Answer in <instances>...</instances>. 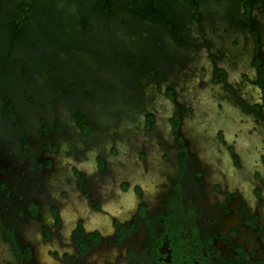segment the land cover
<instances>
[{
  "label": "flooded vegetation",
  "instance_id": "flooded-vegetation-1",
  "mask_svg": "<svg viewBox=\"0 0 264 264\" xmlns=\"http://www.w3.org/2000/svg\"><path fill=\"white\" fill-rule=\"evenodd\" d=\"M18 1L30 3L0 0V16ZM219 1L193 0L173 27L136 26L129 58L50 55L45 73L39 58L15 50L4 66L0 54V264H264V52L251 16L264 0L203 8ZM206 21L214 38L236 28L253 39L236 88ZM199 52L194 91H215L211 108L170 81L184 82ZM119 91L132 99L124 133Z\"/></svg>",
  "mask_w": 264,
  "mask_h": 264
},
{
  "label": "trees",
  "instance_id": "trees-1",
  "mask_svg": "<svg viewBox=\"0 0 264 264\" xmlns=\"http://www.w3.org/2000/svg\"><path fill=\"white\" fill-rule=\"evenodd\" d=\"M29 1L30 3L18 1L14 8L8 10V16H0V31L3 32L0 38V54H5V61L3 58L0 61L4 62V66L14 57L15 50L23 59L41 60L47 54L37 53L38 46L43 44L52 46L58 59H63L67 54L70 63L78 62V53L81 54L80 58L87 56L79 61L83 64L91 59L105 60L112 59L113 56L129 58L133 55H127L123 50L126 46L122 42L121 45L116 42L120 37L114 38V27H118L119 30L125 27L127 33L122 31L124 34L121 40L127 39L128 48L130 45L138 48L142 38L138 35V30H135L136 26L146 29L149 27L154 29L160 25L173 27L177 23L175 18L178 19L180 15L177 11L187 8L185 6L187 4L194 5L193 0H75L73 7L67 8V13L65 12L67 22L62 23L61 15L65 9L57 6V0ZM70 1L72 0H67ZM221 2L211 4L212 11L238 9V0H228L224 4ZM250 2L251 0L241 2L246 12L251 7ZM204 7L208 9L207 2ZM259 8H264V2ZM132 13L134 15L130 17ZM104 25H109L110 28L102 30ZM62 26L67 27V32ZM130 29L133 30L131 33ZM92 33L103 38H94ZM154 40L157 41L156 38ZM82 41L84 43H81ZM53 54L51 55L54 57Z\"/></svg>",
  "mask_w": 264,
  "mask_h": 264
},
{
  "label": "rangeland",
  "instance_id": "rangeland-1",
  "mask_svg": "<svg viewBox=\"0 0 264 264\" xmlns=\"http://www.w3.org/2000/svg\"><path fill=\"white\" fill-rule=\"evenodd\" d=\"M73 2H75V0H72L70 2H67V0H57V2H56L57 6L60 7V8L63 7V9H65V11H62V15H61L62 23L67 22V14H66L67 13V8L68 9L72 8L73 7L72 6ZM225 2H228V0H222L221 4H224ZM252 8L253 9H252L251 16H252V18L256 19L257 22H258L257 27H259V31H260L259 32L260 33L259 40L263 44L261 46V48H262V50L264 52V14L261 13V15H260L259 12H256V8H257L256 5H253ZM208 9H211V6H209ZM221 13L222 12H221V9H220V14ZM216 22L218 23V25H216V27L217 26H219V27L222 26V23H221L220 20H216ZM257 22H256V24H257ZM125 26H127V25H125ZM190 26H191V29L193 30L192 32L194 33L195 37L199 38V36L196 34V29H195L196 27L193 26V25H190ZM211 26L212 25L209 24L208 21H206V22H204V24H202V28L206 32V35H207L208 39L210 37L212 42L214 41L216 43H219V45L223 46L222 48L225 49L226 56L224 57L222 62L224 63V65L229 70V74L230 75H229V78H228V82L230 84L234 85L235 88H236L237 87V85H236L237 83L236 82L238 81V75L237 74L240 71L248 72V70L246 69V60H247V58H248V56H249V54L251 52V47H252L251 46V41L253 39L250 41L249 40L250 38L246 36V33H243L242 31H240V30H238L236 28H231L230 30H228L227 33H225L224 35L218 37L220 39L214 38L213 35L215 36V34L214 33H213V35L211 34V31H213V28H212L213 26L212 27ZM62 28H63V30H65L67 32V27L65 28L64 26H62ZM125 30H126L125 27H123V30H119L118 29V31L114 32V38L116 39L117 37H120L119 38L120 40L117 39L116 42L120 43V45L123 43L124 46L128 47L127 46V39H126V41H125V39H124V41H123V39L121 40L122 34H124V33H122V31L124 32ZM31 35L35 36V34H33V33H31ZM92 36H94V38H99V39L103 38L101 35L97 36L95 33H92ZM233 40H235L236 42H234V44L231 45L230 43ZM81 43H84V42L82 41ZM132 47H134V45H132ZM46 49H49V48H47L45 46V44L39 46V50L37 51V53H47V54L41 60L39 59L36 62L37 65H35V66H38V68L40 67V69L45 70V73H46V68L48 66V63H47L48 59L47 58L50 57V55H51L50 52H46L45 51ZM131 49H133V48H131ZM79 54L80 53L77 54L78 62L81 61V59H85L87 57L86 55H84L83 58H80L81 54L80 55ZM54 56L56 57V55H54ZM193 56L192 55L190 56L191 59H190L189 66H188L187 69H185L186 72L189 73V75L185 79V81L183 82V79L177 78V76L175 77V75H173V78L170 81L180 84V85L177 86V88H180V87L184 88L180 92V94H183L185 99H189L191 96H195L196 101H198V100L202 101L201 105L209 106L211 108L212 105H214V103H216L214 100L216 98L218 99L219 97L216 96L217 94H216L215 91H212L210 89L209 90L205 89L203 92H200L199 94H198L197 91H194L196 89V85L193 83V80L195 78L197 79L199 77L198 76L199 74H197V71H196L194 73H196L197 75L196 74L193 75L191 73L190 69H193L197 65H200L202 62H204V56H203V54L201 52H199L198 55H195L194 57ZM65 57H67V54L65 55ZM65 57H63V58L65 59ZM57 58H59V57H57ZM60 59H62V58H60ZM99 60H101V59H96V61H99ZM101 61H103V60H101ZM66 67L64 65H62L61 68L66 70ZM89 67H91V65ZM80 71L82 72V71H87V70H82L81 69ZM88 72H89V74L90 73L91 74H97V70L88 69ZM190 73L192 74L191 75L192 77L190 76ZM44 76H46V74ZM35 77L33 76V78H35ZM36 80H38V77H36ZM13 81L14 80H12V82ZM3 87L4 88L6 87L11 94H15L16 92L18 93V91L22 90L20 88L21 86H18L16 84L11 83L10 80H7V82L5 84L3 83ZM24 88L25 87H23V89ZM192 93H193V95H192ZM239 93L241 94L242 97H244L245 100H247V101L250 100V95H251L250 92H249V94L246 91H242V92H239ZM188 94L190 95L189 97H188ZM252 96H253V98H255L256 97V93L253 92ZM217 99H216V101H217ZM115 100H116L117 108L125 114L121 118V123L118 124L119 127L122 128L121 132L124 133L125 132L124 127L127 125L126 123H129V121H131V119L129 118L130 117L129 116L130 113H129L128 110L130 108H132V106L128 102H130L132 99H130V96H127L123 92H120V93H118V96H116ZM127 103H128V105H127ZM222 103L225 104V105H228L225 102H222ZM229 104H230V102H229ZM58 115L60 117H62V118L63 117L67 118L66 109H64V108L60 109L58 111ZM194 121L196 122V124L199 123L198 120H196V119H194L193 122ZM123 123H125V125ZM196 124L192 123V126L196 128L197 127ZM199 124L203 125L204 123H199Z\"/></svg>",
  "mask_w": 264,
  "mask_h": 264
}]
</instances>
